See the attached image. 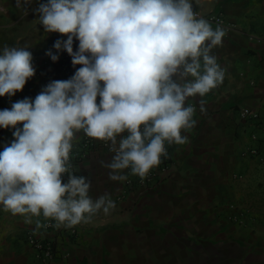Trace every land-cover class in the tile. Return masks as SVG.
<instances>
[{
  "label": "clouds",
  "instance_id": "clouds-1",
  "mask_svg": "<svg viewBox=\"0 0 264 264\" xmlns=\"http://www.w3.org/2000/svg\"><path fill=\"white\" fill-rule=\"evenodd\" d=\"M16 2L35 11L47 33L67 36L46 54L59 61L67 51L81 67L34 99L0 109V128L15 129L0 151V205L27 223L41 214L68 226L89 222L116 205L107 195L93 199L87 177L69 173L76 134L111 141L112 180H126V169L146 177L166 142H186L182 130L196 123L188 98L224 82L226 69L212 53L225 29L198 16L192 0H39L34 9L32 0ZM33 61L30 48L0 49V96L24 90L36 75Z\"/></svg>",
  "mask_w": 264,
  "mask_h": 264
},
{
  "label": "crops",
  "instance_id": "crops-1",
  "mask_svg": "<svg viewBox=\"0 0 264 264\" xmlns=\"http://www.w3.org/2000/svg\"><path fill=\"white\" fill-rule=\"evenodd\" d=\"M192 3L194 11L222 13L230 24L222 45L212 53L226 69V76L205 96L197 94L186 101L196 109V123L182 130L185 143H171V177L149 195L131 192L115 200L109 213L101 210L91 221L74 225L79 237L72 242L61 236L71 226L43 214L27 223L23 215L0 205V264H36L30 235L56 237L60 256L53 264H137L140 259L162 264L166 255L173 257L168 264H177L174 251L220 246L227 254L209 258L207 263L264 264V166L242 155L246 125L238 114L240 105H249L260 110L264 119V0ZM38 6L39 0H32L27 7ZM209 22L214 29L221 27ZM59 38L67 36L47 33L35 11L25 12L16 0H0V49L30 48L36 68L23 91L14 97L0 96V109L11 108L25 97L34 99L50 81L63 76L62 58L67 51L60 53L59 61L46 54L48 49L57 51L53 45ZM14 131L0 128V151L15 139ZM83 132L76 134L72 150L80 144ZM114 155L99 149L79 163L81 175L91 183L93 199L122 189L123 181L112 180V170L106 167ZM247 211L252 214L250 226L230 220L234 215L245 218ZM48 222H53L50 229Z\"/></svg>",
  "mask_w": 264,
  "mask_h": 264
},
{
  "label": "built area",
  "instance_id": "built-area-1",
  "mask_svg": "<svg viewBox=\"0 0 264 264\" xmlns=\"http://www.w3.org/2000/svg\"><path fill=\"white\" fill-rule=\"evenodd\" d=\"M194 12H196L198 16L225 28L226 31L229 29L230 24L222 13L204 15L199 11ZM76 47H78V45ZM78 67H81V65L74 66L71 55L68 53L65 54L62 58L63 76L59 80H66L72 77ZM238 114L244 125H246L245 134L247 140L242 155L246 158L254 159L264 166V138L262 136V133L264 134V119L261 111L249 105H240L238 107ZM82 134V140L80 144L71 151L69 160V173L77 176L81 175L79 171V163L87 159L93 151L101 149L114 153L112 151L111 141L90 137L85 132ZM122 135H127V132ZM166 148L167 153L162 156L161 163L154 167L146 177L141 178L138 175H133L131 174L130 169H126L128 178L123 181L122 189L118 193L109 197L113 201L123 200L127 194L134 191H140L143 195H149L156 187L169 179L174 167L172 144L166 142ZM64 180L67 182L68 174H65ZM245 215V218L234 215L231 219L238 221L242 226H248L247 221L249 220L250 215L248 212H245ZM52 227L53 222H48L47 228L50 229ZM61 236L68 241H76L79 237V228L77 226H71L65 230ZM29 241L34 249L36 264H53L60 256L57 239L54 236L48 239H43L30 235Z\"/></svg>",
  "mask_w": 264,
  "mask_h": 264
},
{
  "label": "rangeland",
  "instance_id": "rangeland-1",
  "mask_svg": "<svg viewBox=\"0 0 264 264\" xmlns=\"http://www.w3.org/2000/svg\"><path fill=\"white\" fill-rule=\"evenodd\" d=\"M249 213L250 216H252V214L250 213V211H247ZM245 214V213H244ZM232 220V219H230ZM234 223L238 224L239 226H242L241 224H239L238 221H235V220H232ZM248 225L250 226V222L249 220L247 221ZM177 256H178V262L177 264H209L207 263V261L209 262V258H223L225 254H227V251L225 250L224 247L220 246V247H217V248H203V249H200L198 251H194V252H191V251H188L186 249H183V250H178V251H174ZM239 253V251H237ZM173 260V257L172 256H168L166 255L164 257V260L162 261V264H168L170 261ZM138 261L140 262L139 264H146L144 263V259H140V260H137V264H138ZM210 264H213L210 263Z\"/></svg>",
  "mask_w": 264,
  "mask_h": 264
}]
</instances>
